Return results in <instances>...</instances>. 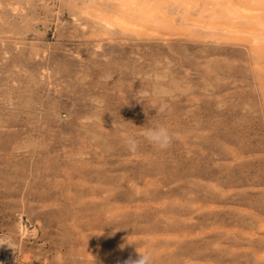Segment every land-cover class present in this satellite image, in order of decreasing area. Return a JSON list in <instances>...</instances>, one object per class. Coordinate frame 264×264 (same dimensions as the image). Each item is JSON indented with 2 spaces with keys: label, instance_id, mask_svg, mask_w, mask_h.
I'll use <instances>...</instances> for the list:
<instances>
[{
  "label": "rangeland",
  "instance_id": "obj_1",
  "mask_svg": "<svg viewBox=\"0 0 264 264\" xmlns=\"http://www.w3.org/2000/svg\"><path fill=\"white\" fill-rule=\"evenodd\" d=\"M122 1L0 0V233L13 264H125L137 250L153 264H264V55L247 33L192 30L185 10L201 0H133L174 17L170 31L144 17L99 28ZM157 123L174 133L167 150L143 137Z\"/></svg>",
  "mask_w": 264,
  "mask_h": 264
},
{
  "label": "bare ground",
  "instance_id": "obj_2",
  "mask_svg": "<svg viewBox=\"0 0 264 264\" xmlns=\"http://www.w3.org/2000/svg\"><path fill=\"white\" fill-rule=\"evenodd\" d=\"M123 1L125 2L126 0H123ZM172 1H174V0H172ZM201 1H202L201 2L202 4L200 6H203V7H201L202 9L197 8L198 9V11H197L198 13H197V15H195L196 17L194 16L195 18L194 17L191 18L190 17L191 13H189L190 11L188 12V8H187L189 5H187V4L194 5V7H195L196 4H198L197 0H180V2L184 3L185 5H187L186 10L184 9L186 11L185 13L187 15V21H188L186 24L189 27H191V29L194 30V31H197L199 33H205V34H201V35L198 34V37H199V35L200 36H202V35L205 36L206 34H209L211 36V35L217 34L219 31H220L219 33H221V32H225L227 34L229 33L228 35H226V36H229V37H230V35H234L235 36L237 33L238 34H241L242 32L243 33H247V36L249 35L247 38H250V40L252 41V46H253V48L255 50V52H253V51L252 52L255 53V54L257 52V53H260V54L264 55V0H222V1L221 0H207V1L206 0L205 1L201 0ZM124 2L122 4L120 3V6L118 4V7H120V9H118V10H120V12H119L120 14H113L114 16H112V17L115 19L114 22L111 23L108 20V18L105 17V16L104 17L97 16V18L95 16H93L94 18H96L93 21L95 23H99L100 24V26H98L99 28H102L101 25L105 29L110 28V27L112 28L113 25H118L119 27H122V28H134L136 25L138 26V24H136L133 21L129 20L127 17H140V18L144 17L148 21H152V23H154V24H158V25H161V26L163 25L167 29V31H170V28L168 29V27H166V26H168L167 23H170L171 21H173L174 17H169L170 19H165V18L160 17V18H162V20H160V19L157 20V18H156V20L155 19L153 20L152 19L153 12L152 13L147 12L148 9L143 10L144 6H142V7L140 6L141 8H139V9H138V7H133V6H137L135 3L140 2L139 0H137V2L136 1L134 2L133 0L129 1L128 4L130 6H128V7H126V5H125L126 2L125 3ZM151 3H149V4H151ZM168 3H166V4H168ZM174 4L176 5L175 2H174ZM168 7L170 8L171 6H168ZM93 8L98 9L97 6L93 7ZM156 9L158 10V8H155V10ZM191 9H193V8L191 7ZM98 10L101 11V9H98ZM103 11H105V10H103ZM163 13H165V12H163ZM175 14H176V12L173 13V15H175ZM182 14H180V15H182ZM186 15L184 16V18L186 17ZM164 16H167V14L164 15ZM169 16H170V14H169ZM219 17H220V19L221 18L225 19V23H224L223 26L219 25V22H220ZM111 19L112 18H110V20ZM178 23H177V25L175 24L176 27H178ZM89 25H91V24H89ZM81 27H82V25H81ZM85 27H83V28L86 29ZM88 28H90V27H88ZM186 30H188V29H185V31ZM132 31H134V30H132ZM188 31L191 32V30H188ZM142 33H143V31H142ZM219 33H218V35H219V37L222 36V37H220L222 39L224 37L223 35L225 33L224 34L221 33L223 35H221ZM190 34H192V33H190ZM193 34L196 35L197 33H193ZM226 36H225L224 40L226 39ZM211 37L213 38L214 36H211ZM195 38H197V37H195ZM235 38H238V35L235 36ZM205 39H207V37ZM221 39H220V41L223 40V39L222 40ZM250 40H249V42H250ZM20 231H21V234H23V237H24V235H26L28 233V229L22 224L20 225ZM6 238L9 241V238L8 237H6ZM3 243L4 242L0 241V245H4ZM8 246L10 247V248L8 247L9 249L12 248L14 250V248L12 246H10V243H8ZM14 262H15L14 259L13 260L9 259L8 263H5V264H13Z\"/></svg>",
  "mask_w": 264,
  "mask_h": 264
},
{
  "label": "clouds",
  "instance_id": "obj_3",
  "mask_svg": "<svg viewBox=\"0 0 264 264\" xmlns=\"http://www.w3.org/2000/svg\"><path fill=\"white\" fill-rule=\"evenodd\" d=\"M167 108V105H162L160 111L163 112ZM144 139L158 148L159 150H167L173 143L174 133L167 127V125L162 123H157L154 126L148 128L143 133ZM124 143L130 151H136L139 145L135 135H128L124 138ZM138 252V258L125 261V264H153L154 258L151 253H141Z\"/></svg>",
  "mask_w": 264,
  "mask_h": 264
},
{
  "label": "built area",
  "instance_id": "obj_4",
  "mask_svg": "<svg viewBox=\"0 0 264 264\" xmlns=\"http://www.w3.org/2000/svg\"><path fill=\"white\" fill-rule=\"evenodd\" d=\"M6 235H2V233H0V241L4 242V245H0V264H5L8 263V260H15V249L12 250L9 249L10 247L8 246L9 241L6 238ZM9 247V248H8Z\"/></svg>",
  "mask_w": 264,
  "mask_h": 264
}]
</instances>
